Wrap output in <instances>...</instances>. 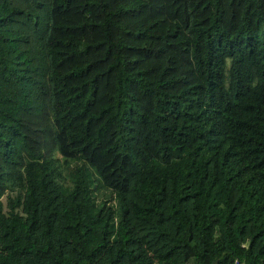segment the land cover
<instances>
[{
	"label": "trees",
	"instance_id": "trees-1",
	"mask_svg": "<svg viewBox=\"0 0 264 264\" xmlns=\"http://www.w3.org/2000/svg\"><path fill=\"white\" fill-rule=\"evenodd\" d=\"M0 264H264V0H0Z\"/></svg>",
	"mask_w": 264,
	"mask_h": 264
},
{
	"label": "rangeland",
	"instance_id": "rangeland-1",
	"mask_svg": "<svg viewBox=\"0 0 264 264\" xmlns=\"http://www.w3.org/2000/svg\"><path fill=\"white\" fill-rule=\"evenodd\" d=\"M98 194H99L100 198H102V197H104V198L107 197L108 199L112 198L110 192L108 191V189H104L103 187H100V189L98 191ZM3 200H5V198H3Z\"/></svg>",
	"mask_w": 264,
	"mask_h": 264
},
{
	"label": "water",
	"instance_id": "water-1",
	"mask_svg": "<svg viewBox=\"0 0 264 264\" xmlns=\"http://www.w3.org/2000/svg\"><path fill=\"white\" fill-rule=\"evenodd\" d=\"M214 263H216V261H214Z\"/></svg>",
	"mask_w": 264,
	"mask_h": 264
}]
</instances>
